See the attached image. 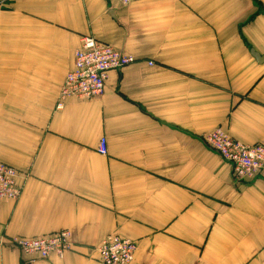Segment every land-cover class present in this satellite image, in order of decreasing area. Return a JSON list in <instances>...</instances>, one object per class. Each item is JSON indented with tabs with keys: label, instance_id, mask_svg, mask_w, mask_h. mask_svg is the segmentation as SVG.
Here are the masks:
<instances>
[{
	"label": "crops",
	"instance_id": "obj_1",
	"mask_svg": "<svg viewBox=\"0 0 264 264\" xmlns=\"http://www.w3.org/2000/svg\"><path fill=\"white\" fill-rule=\"evenodd\" d=\"M84 36L134 58L91 100L58 95ZM264 0H7L0 6V264H264V178L238 180L205 142L264 146ZM101 138L107 154L97 152ZM60 230L62 259L7 244Z\"/></svg>",
	"mask_w": 264,
	"mask_h": 264
},
{
	"label": "built area",
	"instance_id": "obj_2",
	"mask_svg": "<svg viewBox=\"0 0 264 264\" xmlns=\"http://www.w3.org/2000/svg\"><path fill=\"white\" fill-rule=\"evenodd\" d=\"M7 0H0V6ZM121 6H128L134 0H115ZM134 58L110 45L99 42L91 36H84L74 51L72 69L61 84L57 109L68 99L91 100L103 94L108 73L120 71L132 64ZM205 142L226 163L230 164L233 176L238 180L264 178V146L261 144H243L220 129L205 135ZM97 152L107 154L106 140L101 138ZM17 171L0 162V200L16 201L22 188L17 183ZM7 244L29 256V262L45 260L50 256L62 259L72 250L71 234L60 230L50 235L9 239ZM136 244L117 235L106 236L97 247L102 264H131Z\"/></svg>",
	"mask_w": 264,
	"mask_h": 264
},
{
	"label": "water",
	"instance_id": "obj_3",
	"mask_svg": "<svg viewBox=\"0 0 264 264\" xmlns=\"http://www.w3.org/2000/svg\"><path fill=\"white\" fill-rule=\"evenodd\" d=\"M252 57L256 60L258 63L264 62V55L260 56L259 54L255 53L254 51H251Z\"/></svg>",
	"mask_w": 264,
	"mask_h": 264
}]
</instances>
